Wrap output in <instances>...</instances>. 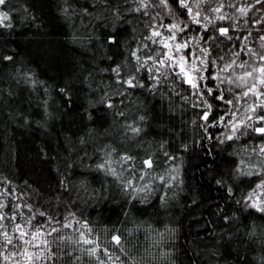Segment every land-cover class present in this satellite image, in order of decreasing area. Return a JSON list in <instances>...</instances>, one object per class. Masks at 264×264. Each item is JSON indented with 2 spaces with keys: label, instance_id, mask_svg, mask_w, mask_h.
Listing matches in <instances>:
<instances>
[{
  "label": "trees",
  "instance_id": "16d2710c",
  "mask_svg": "<svg viewBox=\"0 0 264 264\" xmlns=\"http://www.w3.org/2000/svg\"><path fill=\"white\" fill-rule=\"evenodd\" d=\"M138 2L0 4V264H264V0Z\"/></svg>",
  "mask_w": 264,
  "mask_h": 264
},
{
  "label": "rangeland",
  "instance_id": "374dc122",
  "mask_svg": "<svg viewBox=\"0 0 264 264\" xmlns=\"http://www.w3.org/2000/svg\"><path fill=\"white\" fill-rule=\"evenodd\" d=\"M2 18L3 15L0 13V21L2 20ZM160 32H159V36L162 40V43L164 44V46L165 44H167V47L165 46L167 48V53L168 54L171 53L175 55V59L177 60L174 62V64L177 65V67L181 70L183 78L187 82L189 81V79H191L194 82L195 79L194 76L196 74V71H198L200 56L195 54V52L191 50L193 49L191 47L189 52V43L187 41L178 39L176 34L174 35L173 38V34L168 35L163 31L162 34L160 35ZM177 45H180L181 47L178 48ZM193 60L196 61L195 65H193ZM240 88L242 89L245 88L243 89V95H241L242 98H247L246 96L252 97L249 98V100L251 101V106L249 107L248 110L251 111L255 109L259 104V100H260L259 96H257V100L255 104L254 92H252L248 88V86L245 85V83H242ZM252 116L253 114H249L247 116L245 115L243 119L235 117L234 123L231 126V130H236L237 128H239V126L242 125V123H246V122L248 123V125H252V123H256V124L260 123L261 118H253ZM262 184L264 183H261L258 186L251 199V202L254 204V206L260 208H264V187H261Z\"/></svg>",
  "mask_w": 264,
  "mask_h": 264
},
{
  "label": "clouds",
  "instance_id": "9594fccd",
  "mask_svg": "<svg viewBox=\"0 0 264 264\" xmlns=\"http://www.w3.org/2000/svg\"><path fill=\"white\" fill-rule=\"evenodd\" d=\"M204 0H200V3H203ZM199 6V5H198ZM140 9H156L159 10L157 11V14L155 16V19H160L161 18V13H163L164 15H171L173 17L174 20H176L178 23H183V21H180L179 17L177 15H175V13L173 12L171 5L168 4V0H139L138 2V6L136 10H140ZM173 38L175 35V30H176V25H173ZM149 39H151V37H149ZM178 46V45H177ZM156 55L158 56L159 53L157 52ZM198 55H202V53H199ZM140 59V58H138ZM196 61L193 60V65H195ZM203 63V61L201 62ZM117 72L120 71V69L116 70ZM163 75L167 76L168 73L166 70L163 71ZM203 78V77H201ZM222 83H228L227 80L222 81ZM243 83V81H237L235 78H233L232 80V84L235 85L236 88L241 87V84ZM140 86V85H138ZM209 91H211V89H209ZM227 91L232 92L233 88L231 87V85L229 86V88L227 89ZM241 95H243V93H241ZM209 109H211V105H207ZM245 112L247 111V109L244 110ZM244 117L241 116V119H243ZM139 119L141 121H143L145 119L144 116H140ZM193 123H195V121H193ZM205 127V131L207 130V126ZM247 127V126H246ZM133 131H139V129H133ZM239 128L236 129V131H230V134H226L225 136H223L221 138V143H223L224 141H226L227 139H229V135L236 137L237 139H239V136H237V133L239 132ZM241 135H247V131L241 133ZM261 168H264V161L261 162L260 164ZM247 175H253L254 173L252 171H248L246 173ZM261 187H264V184L261 185Z\"/></svg>",
  "mask_w": 264,
  "mask_h": 264
},
{
  "label": "snow or ice",
  "instance_id": "6c2138e0",
  "mask_svg": "<svg viewBox=\"0 0 264 264\" xmlns=\"http://www.w3.org/2000/svg\"><path fill=\"white\" fill-rule=\"evenodd\" d=\"M4 2H5V0H0V4H3ZM221 31H222V32H226L225 29H222ZM155 35H159V33H155ZM165 46L167 47V44H165ZM177 47L179 48V47H181V46L178 45ZM241 67H243V65H241ZM259 71H260L261 73H264V68H261ZM246 75H247V76H251L252 73H251V72H248V73H246ZM240 79L243 80L244 77H240ZM188 82H189L190 84H192L193 87L196 86L195 83H194L191 79H189ZM262 83H264V81H262ZM204 119H207V116H205ZM262 119H264V117H262ZM257 131H259V132H261V133H264V128H258ZM146 163H148L149 166H151V162H150V161H147ZM113 239H114L117 243L120 242V238H119L118 236L113 237ZM85 242L87 243L88 241H85Z\"/></svg>",
  "mask_w": 264,
  "mask_h": 264
}]
</instances>
